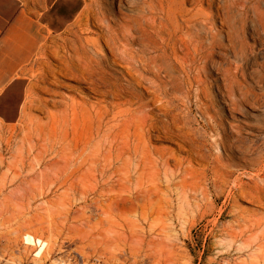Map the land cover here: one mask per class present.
<instances>
[{"label": "rangeland", "instance_id": "374dc122", "mask_svg": "<svg viewBox=\"0 0 264 264\" xmlns=\"http://www.w3.org/2000/svg\"><path fill=\"white\" fill-rule=\"evenodd\" d=\"M21 1L44 11V36L24 74L0 95V264H60L94 257L105 264H155L166 256L157 243L172 247L178 264H264V0L204 4L205 15L199 20L204 18L206 23L200 27L193 22V34L186 43L179 38L156 40L151 33L146 35L148 56L165 53L154 57L148 70L142 71V83L134 84L135 97H124L134 99L135 107L148 104L149 115L160 125V129H149L150 150L146 151L160 159L163 200L148 204L147 220L143 219L145 199L136 181L140 156L135 150H122L124 157L115 161L108 173L97 172L99 188L121 192V197L116 198L115 192L110 195L112 190L101 196L90 194L87 201L74 203L73 209L97 197L105 205L119 200V209L134 202L137 211L128 214L132 223L117 215L113 203L111 218L99 215L103 226L94 218L91 227L81 228L73 222L72 214L67 216L70 201L59 198L63 190L56 181L60 168L53 163L61 160L60 144L55 146L57 152L41 154L37 146L30 150L25 138L38 120L49 128V116L60 112L58 101L63 94L99 105L123 100L111 92L95 93L61 72L63 59L74 55V46L101 32L94 20L101 3L112 19L118 15V2L110 6L111 0ZM122 6L127 11L125 1ZM7 9L0 6V15L8 14ZM32 14L36 16L37 11ZM163 35L168 37L166 32ZM155 42L162 50L153 48ZM100 45L111 57L106 44L101 41ZM131 45L140 48L138 42ZM110 67L123 70L117 65ZM84 123L85 116H80L83 139L89 130ZM168 124L175 131L170 137L163 131ZM111 151L99 150L100 169L104 163L109 166L105 158L109 159ZM129 153L132 183L127 180L128 167H124ZM50 177L56 182L49 184L52 189L48 190ZM37 212L57 224L45 223L36 229L30 221ZM112 218L122 225L108 222ZM114 230L121 234L118 245L112 241ZM27 233L46 241L47 248L37 255L40 248L25 243Z\"/></svg>", "mask_w": 264, "mask_h": 264}, {"label": "bare ground", "instance_id": "6f19581e", "mask_svg": "<svg viewBox=\"0 0 264 264\" xmlns=\"http://www.w3.org/2000/svg\"><path fill=\"white\" fill-rule=\"evenodd\" d=\"M124 1L128 6L127 11L123 10L122 3ZM116 2H118L119 12L118 15H112V19H110L109 15H106L104 6L101 3L98 12H95L94 14V20L98 23L101 32L99 31L100 33H98L97 37H88L85 40L81 39L80 44L74 46V55L64 57V67L61 72L65 77L74 80L78 84H86L89 90L95 93L106 94L111 92L117 97L120 96L123 100L118 103H105L104 105H99L98 102L90 103L89 99L78 100L73 95L63 94L62 98L58 101L61 106L60 112L51 113L49 116V128H44L38 120L32 128L30 127L29 133L26 134L25 138L29 143V149L31 150L37 146L40 149V152H38L41 154L56 151L55 146L60 144V148L58 149H60L61 152V160L57 161L58 163H53L56 165L59 164L60 168L56 181H59L63 190L60 193L59 198L65 200L68 199L70 201L69 205L66 207L67 216L72 214L73 222L78 223L80 228L84 225L91 227L93 224L90 226L89 223L94 218H99L100 221H98L97 224L102 225V217L100 218L99 215L105 214L106 216L109 215L107 218H111L110 209L113 203L117 206V215L124 220L129 219L128 214L130 215L131 212L137 211L138 205L134 202H131L128 207H122L119 209L121 203L119 200H111L105 205L101 200L97 199L98 197L81 208L76 210L73 209L74 203L81 200L87 201L90 194L101 196L108 193L109 189L99 188L97 172L100 170L101 175L108 173L114 162L124 157L123 155H125V152L122 150H135L136 155L139 154L140 156L137 165L139 173L136 181L140 185L142 197L145 199V205H142V209H144L142 213L143 219L147 218L145 213L146 210H148V204H151L153 200L157 198L163 200L161 193L165 191L163 190L160 181L161 169L158 165L160 159L149 151H146L150 150L148 149L147 139L149 129H160V125L155 121V118L149 115V110L146 109L148 104L146 106L143 102L135 107L136 101L124 97V94H131L135 97L136 91L134 84L136 83L140 85L142 83L144 78L142 71L148 70V65L153 62L154 57H162L165 53V50H162L161 46L155 42L153 48L156 51L162 50L163 52H160L161 54L154 57L148 56V49L145 47L144 43L146 35L151 33V35L156 37V40H159L160 38L168 40L179 38L186 43L188 38L193 34V22L197 21L200 27H203L206 23V19L204 18L199 20L205 15L204 4L213 5V0H111L110 6ZM186 4L194 5V7L187 8ZM196 7L197 9H195ZM164 32L167 33L168 37L163 35ZM101 41H103L108 47L111 57H108L104 52V49L100 45ZM134 41L140 44V48L135 49L132 47L131 44ZM172 49H174V47ZM111 65H117L123 70L120 71L111 68ZM156 68L158 71L160 70L157 66ZM117 73L121 75L122 78L119 77ZM67 86L71 89L75 88L70 84H67ZM103 88H105V90H103ZM80 116H85L84 124L85 126L89 125V130L86 132L84 139L79 130ZM163 131L167 137L175 134V131L170 124L166 125L165 128H163ZM96 137H101V139L95 141ZM99 150H112L108 155L109 159L104 157L109 162V166H107V163H104L101 169L99 166L102 162V156ZM114 150H116V152H114ZM125 157L126 161L125 159L123 161L127 163L124 167H128L127 170L125 169L127 171L126 173H128L127 180L132 183L133 179L130 175L132 153H129V156ZM56 165H54V167ZM53 168L51 166L50 171H52ZM115 172L116 171H113V173ZM121 177H124L123 173ZM168 179L170 180V178ZM56 181L51 177L48 178L46 184L48 185V190L52 189V186H49V184L52 185ZM123 182L120 181L119 183ZM122 186L124 187L126 184ZM111 190L112 189L109 191ZM118 190L120 191L121 189L118 188ZM112 192H115V190H112L109 194L111 195ZM115 193L117 194L116 198L121 197V192ZM0 208L2 209L3 207L0 206ZM157 209V207H154L153 210L156 212ZM88 212H90V214H88ZM28 217L29 215L27 218ZM32 219H30L32 220L30 221L31 225L39 230L44 227L45 223L57 224L56 220L53 222L46 220L44 214L40 212L35 214ZM107 220L108 222L115 223L117 226L122 225L117 219L112 218ZM126 222L132 223L130 219ZM26 225L28 226V224ZM72 228L73 227H71V229ZM60 230L61 229H59V231ZM76 230L78 231L79 228ZM90 231L93 230H89V232ZM108 231L111 232V230ZM114 232L116 235L115 241L112 240L114 238L111 240L116 242L113 244L118 245L122 239L121 234L116 230H114ZM85 233L83 232V234ZM110 238L111 237H109V239ZM139 238L140 236L138 239ZM25 242L29 245H35L40 248L36 253L37 255L47 246L46 241H43L41 238L35 237L30 233L25 235ZM157 246H160V249H165H162L161 252H166V256L162 261L160 260L155 264H178L177 256L173 252L172 247L158 243Z\"/></svg>", "mask_w": 264, "mask_h": 264}, {"label": "crops", "instance_id": "0c3cea01", "mask_svg": "<svg viewBox=\"0 0 264 264\" xmlns=\"http://www.w3.org/2000/svg\"><path fill=\"white\" fill-rule=\"evenodd\" d=\"M8 6L0 15V95L24 74L26 64L40 48L44 36V11L21 0H0ZM37 11L36 16L32 11Z\"/></svg>", "mask_w": 264, "mask_h": 264}, {"label": "built area", "instance_id": "2783aa9c", "mask_svg": "<svg viewBox=\"0 0 264 264\" xmlns=\"http://www.w3.org/2000/svg\"><path fill=\"white\" fill-rule=\"evenodd\" d=\"M60 264H105V262L101 258L94 257L92 259H84V260H79V261L78 260H65V261H62Z\"/></svg>", "mask_w": 264, "mask_h": 264}]
</instances>
